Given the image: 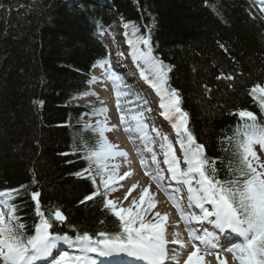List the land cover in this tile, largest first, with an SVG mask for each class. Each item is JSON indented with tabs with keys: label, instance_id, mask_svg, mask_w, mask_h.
<instances>
[{
	"label": "trees",
	"instance_id": "1",
	"mask_svg": "<svg viewBox=\"0 0 264 264\" xmlns=\"http://www.w3.org/2000/svg\"><path fill=\"white\" fill-rule=\"evenodd\" d=\"M112 6L137 35L150 37L153 54L170 69L167 86L179 94L191 133L206 157L216 159L219 178H227L237 112L260 116L247 96L264 83L261 6L247 0H113ZM137 11L154 19L147 23ZM114 12L89 4L67 8L60 0H0V190L20 189L13 202L29 231L38 219L33 191L42 211L65 215L54 232L118 229L101 197L84 201L94 186L75 173L89 168L83 157L97 135L78 121L87 106L69 105L86 94L90 68L105 58L96 34ZM228 75L233 79H217Z\"/></svg>",
	"mask_w": 264,
	"mask_h": 264
},
{
	"label": "snow or ice",
	"instance_id": "2",
	"mask_svg": "<svg viewBox=\"0 0 264 264\" xmlns=\"http://www.w3.org/2000/svg\"><path fill=\"white\" fill-rule=\"evenodd\" d=\"M256 2L262 5L260 11L264 12V0ZM129 27L128 23L124 24L126 30ZM131 29L133 38L127 39L129 56L134 63L143 65L140 69L141 78L150 83L160 96L159 107L163 109L161 115L175 130V143L179 145L181 153V156L177 155L172 141L167 135L162 136L159 129L153 126L149 131L145 113L151 109L147 107V100L139 94L131 96L132 89L128 82L112 70L109 61L104 60L101 66L108 65L106 74L113 84L120 124L134 145L136 139L143 145V151L139 147L136 151L145 175L150 176L157 187L165 191L180 221L185 225L189 239L199 241L205 252L217 251L218 230L238 238L227 249L238 264H264V163L260 162L254 150L255 145L264 149V125L256 122L252 112H239L244 123L237 127L233 137L228 138L234 150L227 161V178H219L216 159L209 160L206 157L204 145L197 143L188 129V114L180 107L179 94L167 86L170 69L153 54L150 37L137 35L139 29L134 24ZM125 36H128L127 31ZM222 78L233 79L231 75L217 77ZM249 95L258 100L261 110H264V87L256 84L250 89ZM107 111V108H100L93 114ZM85 127L96 133L97 141L93 148L86 147L84 153L83 158L88 161L89 168L75 175H86L92 181L95 191L86 195L84 201L103 197V209L116 218L119 230L98 231L95 234L77 231L74 236L54 232V223H64L65 215L59 209L49 210L46 214L41 210L38 199L40 193L33 191L31 200L35 202V216L38 219L33 221L29 231L17 214V204L13 202L20 196V189L0 190V264H136V261H142L143 264H165L167 214L152 212L155 203L148 187L143 188L139 199H133L128 207H118L108 198L109 192L116 190L112 185L116 182V169L119 167L117 164L110 165L109 161L116 157L126 159L127 153L107 140L105 133L112 130L107 125V118L97 121L94 127ZM150 132L155 133V138L161 141L159 149L167 176L160 167L161 161L152 146L155 138ZM133 134L136 139H133ZM145 153L150 154V164L145 159ZM93 164L95 173L92 170ZM127 176L129 173L126 172L119 179L123 180ZM165 179L176 184L171 192L163 183ZM137 186L132 185L124 199H128ZM185 189L186 202L183 196ZM100 223L105 224L106 221L101 220ZM206 224L212 226L211 231L205 227ZM190 225H199V230ZM171 243L184 247L179 240H172ZM200 252L201 248L193 243V250L187 255L184 264H203L204 257Z\"/></svg>",
	"mask_w": 264,
	"mask_h": 264
},
{
	"label": "rangeland",
	"instance_id": "3",
	"mask_svg": "<svg viewBox=\"0 0 264 264\" xmlns=\"http://www.w3.org/2000/svg\"><path fill=\"white\" fill-rule=\"evenodd\" d=\"M65 1L70 7H73L75 5V8H76V6H79L78 3H76V1H78V0H65ZM120 29H121L120 27L117 28L116 32H115V34L113 36H108V35L105 36V39H106V42H107V46H108L109 50L111 52H113L112 54L110 53V56H111L110 59H111L112 64L114 65V67H115V65L117 63L116 59H119L120 57H123V55L125 54V51H126V46L123 44L124 41L122 39V33H121ZM121 54H123V55H121ZM123 59L126 60L125 58H123ZM136 65H138V64L136 63ZM142 67H143V65H139L138 68L141 69ZM107 68L108 67H106L103 72H99V71L96 70L95 73H94L95 76H98V78L102 77V76H103V78H107V74H106V69ZM105 82L106 81H100L99 80V81H95L94 84L92 85L93 90L96 91V93H98V95L101 94L100 97L102 98V101H101L100 104L93 105V106H96V107L99 108V107H101L103 105H106V106L109 105V108L107 109L108 111L106 113L101 114V117H103V120H105V118H107V125L111 126V129H112L110 135H113V134L116 135L118 131H119V133L122 132V131H121L120 128H118V130H117L115 128V126L112 124L113 123V114L117 115L116 116L117 123L120 124V120H119L120 113H118L117 109H116V100H115V94H114V90H113V84H112L111 81H107L108 85ZM104 84H106V87L108 88V91H109L108 94L105 93V90H104L105 88L103 87ZM131 89H132V93H131L132 95L133 94H137L138 91L140 92V90H138L139 87L138 88H131ZM140 97H142V96H140ZM85 101H87L89 103L92 102V100L90 98L86 99ZM150 108H152V107H150ZM145 114L151 115L149 113H145ZM148 118H149V116H148ZM97 121H102V120H91V122H97ZM147 123L149 124V129L151 130V128L154 126L153 124H156V123L160 124V123H163V122L158 118L157 120L153 119V121H150V119H148ZM121 127H123V126L121 125ZM114 129H115V131H113ZM125 136H126V138L129 139L128 134H126ZM159 141H160V139H159ZM110 142L112 144L116 145V143H113V141H110ZM155 144H156V142H155ZM132 146H134V145H132ZM118 148H119V146H118ZM254 150L257 152V155H258V157L260 159V162L264 163V156L260 153L257 145L254 146ZM132 152H133V149H132ZM135 155L138 158V155L137 154H135ZM144 156H145V159H147V157H148L147 153H145ZM117 159H119V158L116 157L114 160L109 161V164L110 165L116 164ZM93 171L95 173V165H94ZM139 171H142L140 166H139ZM116 172H117L116 182H114L113 185H112V187H114L116 190L109 192V196H108L109 199L113 200L117 204L118 207H121V206H119L120 200L125 201L126 205H129L133 199L138 200L142 191H138L137 188H135V190L131 193V195L128 197V199H124L125 194L128 192V189H129V188H125L124 187L125 180H126L127 177H125V179H123V180H120L119 177L122 176V174L120 172V168H117ZM147 179H149L150 183L152 184V189L151 190L153 192L159 193L160 189L157 187L156 183L153 180H151L149 177H147ZM96 180H97V185H98L99 184V177H97ZM164 185H167V184H164ZM149 194H150V192H149ZM126 205H124L123 207H125ZM154 211L155 212H159L158 207L155 206ZM211 264H218V263L213 262ZM237 264H238V262H237Z\"/></svg>",
	"mask_w": 264,
	"mask_h": 264
},
{
	"label": "bare ground",
	"instance_id": "4",
	"mask_svg": "<svg viewBox=\"0 0 264 264\" xmlns=\"http://www.w3.org/2000/svg\"><path fill=\"white\" fill-rule=\"evenodd\" d=\"M104 1L105 0H102V2H104ZM102 5L105 6L104 3ZM110 7H112V6H110ZM138 13H139V16H141V15L145 16V18L147 20V23L148 22H152V20L154 19L153 18V14H151V13L150 14L148 12H138ZM150 24L151 23H149L148 25H150ZM98 26H99V22H96V23L94 22L93 23V28H97ZM109 27L111 29L114 28V26L112 24ZM145 29H147V25H146ZM101 36H102V34H99L97 37L100 38ZM105 91H107L106 88H105ZM247 98H248V100L250 99L251 103H255L257 101L256 99H253V97L251 95L247 96ZM115 123H116V120H115ZM119 141H120L121 145L125 149L129 148V146L127 145V142H126V140L124 138L120 137ZM130 158L132 159V161H131L132 172L130 174V177H131V180H132V184L133 185L134 184L139 185L140 183L141 184L147 183L149 180L145 179L144 176L138 171V165L133 161V157L130 156ZM154 197L158 201H165V198H167L166 195L161 196L158 193H155ZM158 204H159V206L161 208V212L163 214H167V227H168V229H170L172 231V235H170V238L172 240H175V239L179 240L181 238V236L184 234V230H181L180 228H178V222L176 221V218L178 217L177 216L178 215L177 212L174 211L173 213H170L169 211H167V209L162 206L164 204V202H161V203L158 202ZM176 233H178L179 235L178 236L175 235ZM180 242L182 244L184 243L183 245H186L185 243H187L186 240H182ZM178 245L180 246V244H178ZM174 246H176V245H174ZM170 249H173V247H170ZM200 255H202L204 257V260H209L213 256H216V259H217L218 262H220V263L224 262V263H227V264H232V259H233L232 255H227L225 253H218L217 251L216 252H205V251L201 250ZM218 256H219V259L217 258Z\"/></svg>",
	"mask_w": 264,
	"mask_h": 264
}]
</instances>
